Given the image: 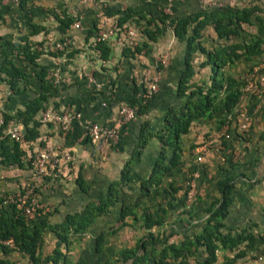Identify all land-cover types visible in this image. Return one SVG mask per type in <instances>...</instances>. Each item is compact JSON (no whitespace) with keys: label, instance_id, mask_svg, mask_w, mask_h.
<instances>
[{"label":"crops","instance_id":"obj_1","mask_svg":"<svg viewBox=\"0 0 264 264\" xmlns=\"http://www.w3.org/2000/svg\"><path fill=\"white\" fill-rule=\"evenodd\" d=\"M29 7L33 12L27 14L12 0L0 1V66L4 58L16 52L6 41L16 43L26 36L30 43L45 52L53 50L49 43L53 45L63 34L57 32L52 13L67 12L77 16L80 26L72 24L66 31L67 51H71L72 56L45 54L42 59L52 61L51 70L59 66L61 75V81L53 84L60 89L50 98L47 107L60 102V109H74L80 117L73 118L67 130L53 123H41L39 127L41 147L52 149L59 159L54 173L38 177L27 165L5 164L0 156V195L10 198L34 186L38 199L45 204L48 222L59 224L68 215L98 204L112 194L110 200L113 202L108 211L97 216L84 230L70 233L68 244L62 245L61 250L65 252L66 264H124L123 251L137 248L143 241L149 248L150 237L157 239L158 249L193 240L206 227L212 204L221 198L218 182L230 177L233 184L231 204L223 219L222 232L244 231L253 235L256 242L253 246L244 241L233 249L218 248L213 264H222L240 251L245 252L244 256L238 257L233 264H264V258L257 259L264 254V242L259 239L264 234V92L243 90L233 113L225 112L221 106L212 117L193 122L189 131L179 138L180 163L171 174L153 173L162 151L166 155L165 164L171 156V149L158 135L167 133V112L178 111L185 103V97L178 95L180 79L190 69L192 88L210 86L213 68L206 63L208 51L221 43H247L254 37L263 38L264 0H95L85 5L81 0H31ZM212 7H257L258 10L251 16L250 23L242 24L239 33L227 39L219 38L213 25L207 24L201 30L199 41L205 51L197 44L189 58L186 40H179L169 26L153 41L141 33V22L127 23L139 29L137 44L145 42L147 47L131 56L124 55L119 45L108 43L111 52L106 60L91 48L94 37H87L93 21L98 28L109 29L115 17L125 10L146 17L165 13L179 19ZM166 9L169 10L166 12ZM34 25L43 29L32 33ZM160 59L166 62L161 63ZM13 61L33 74L34 66L16 58ZM221 72L240 80L255 78V83L259 84L258 78L264 75V53L262 57L249 60L242 56ZM89 75L101 84V89L95 87ZM3 77L0 71V117L17 114L34 96L31 90L28 94H11ZM153 78L158 82V91L144 111L134 119L115 121L118 108L127 103L135 91L136 97L141 95L144 80ZM32 82L33 89L38 87L36 79ZM262 87L264 91V85ZM93 91L96 94L91 96ZM217 105L221 102L217 101ZM221 119L225 124L218 128ZM244 119L249 125L245 136L248 142H243L235 133ZM92 122L114 125L117 140L90 139L87 127ZM39 148L36 142L23 149L25 153L33 151L34 154ZM229 157H232V165L227 163ZM127 169L129 177L123 179ZM191 180L196 182L198 193L192 207L187 209L185 188ZM115 185L117 193L113 189ZM124 209L126 214L121 218ZM145 214L161 223L147 228ZM56 245L54 233L45 231L37 254L43 259ZM139 251L144 253V250ZM2 256L15 264H31L28 255L15 249ZM184 256L183 264H201L206 253L202 247H192ZM166 263L174 264L171 258H167Z\"/></svg>","mask_w":264,"mask_h":264},{"label":"trees","instance_id":"obj_2","mask_svg":"<svg viewBox=\"0 0 264 264\" xmlns=\"http://www.w3.org/2000/svg\"><path fill=\"white\" fill-rule=\"evenodd\" d=\"M29 1L31 0H19L20 9L27 14L33 12L29 7ZM257 10V7H212L203 13H195L179 19H175L165 13L157 17L153 15L146 17L142 13L125 10L115 18L121 26L129 22L131 23V21L141 22V33H144L153 41L156 40L157 36L167 26L172 27L175 36L179 40H186L187 58H189L193 47L200 44L201 30L207 24L213 25L219 38L227 39L233 34H238L242 24L250 23L251 16ZM103 13L109 15L107 12ZM52 14L56 20V30L59 34L66 33L70 26L77 20V16L70 15L67 12ZM42 29L43 27L34 25L32 33H36ZM98 29L96 21H93L87 37H94ZM262 30L264 31V27H262ZM5 43L10 44L16 52L14 56L4 58L1 63L0 71L4 75L3 80L9 85L11 94L14 95L20 92L28 94V90H31L34 96L29 98L24 109L17 114H4V122L7 123L11 119L20 122L24 127L25 139L28 141V144L38 142V146L41 147L43 142L38 140L41 123L37 119V114L47 107L50 98L60 89V87L54 86L48 78L54 64L52 61L45 62L42 58L45 54L51 57L65 56L68 58L73 53L67 50H48L45 52L44 49H39L30 43L26 36L20 37L16 43H11L10 41H6ZM263 45L264 37H254L251 42L221 43L208 51L206 63L210 64L213 68V78L210 86H195L192 88V85L189 83L191 70L187 69L186 73L180 79L178 87V95L185 97V103L178 111L170 110L167 112V133L158 135L167 147L171 149V156L167 164H165L164 159L166 155L163 151L161 152V157L153 171L154 175L171 174L174 167L180 163L181 147L179 138L181 134L189 131V127L193 122L212 117L221 106L225 112L233 113L242 98L243 88L247 80L236 79L230 73H224L221 70L226 66L231 67L242 56L247 60L253 57H262L264 53ZM146 47L144 42L133 47L122 46L121 49L124 55L133 56L140 54ZM199 47L201 48L200 45ZM91 48L96 51L98 50L99 56L103 60L108 59L111 52L108 42L103 40L96 42L94 46L92 44ZM201 50L205 51L203 48ZM13 58L23 60L34 66L33 74L25 67L15 63ZM34 79L39 83L35 89L32 87V80ZM61 88L64 89V86ZM136 92L129 97L127 104L136 106L137 114H139L147 107L150 99L144 101L142 98L136 97ZM91 94V96L95 95L96 91H93ZM217 101H220L221 105H217ZM59 107L60 102L55 103L54 108L59 109ZM223 124H225V120L221 119L218 128ZM3 126L0 127V133ZM235 133L243 142L247 141L239 129L236 128ZM144 143L145 140H141V144L143 145ZM24 147L19 142L9 139V137L2 138L0 140V156L3 157V163L17 165L19 167L27 165L30 169H33L31 163L34 156L33 151L25 153ZM28 154L29 157H27ZM23 156H26L28 160L24 161ZM231 160L232 157L227 159V163L230 165H232ZM128 172V169L124 172L123 179H128ZM231 179L227 177L218 182L221 198L215 200L212 204L206 227L200 234L195 235L193 240L188 239L180 246L168 244L162 249H158L157 239L150 237L151 246L149 248L146 247V241H143L137 248L123 251L124 264H167V258H171L174 264H183L185 260L184 252H188L192 247L204 248L206 257L201 264H213L218 248L233 249L244 241H247L248 246H253L256 239L250 233H244V231L234 234L222 232L224 226L223 219L226 217L231 204V192L233 189ZM113 189L116 193L118 192L116 185ZM24 192L15 194L13 197L16 199L22 196ZM111 196L112 194L109 195L108 199L101 200L98 204H92L79 213L68 215L59 224H51L48 222L45 214L34 220H27L22 213L19 202L9 201L6 195H0V239L5 240L11 238L15 243V248H9L7 245L0 243V264H15L4 259L2 256L13 249L28 255L31 264H66V255L61 250V246L68 244L70 233L84 230L97 216L107 212L109 204L113 202L110 200ZM169 206L170 204L167 207ZM125 214L126 210L124 209L121 218H124ZM144 219L147 228L161 223L160 220H153L150 214H145ZM45 231L54 233L57 237V245L49 256L42 259L37 254V251ZM259 239L264 242V234L260 235ZM140 249L144 250L143 254L140 253ZM244 254V251H240L235 257L226 259L222 264H233L238 257L244 256Z\"/></svg>","mask_w":264,"mask_h":264},{"label":"built area","instance_id":"obj_3","mask_svg":"<svg viewBox=\"0 0 264 264\" xmlns=\"http://www.w3.org/2000/svg\"><path fill=\"white\" fill-rule=\"evenodd\" d=\"M3 1V0H0ZM16 4H19V0H12ZM95 0H81L82 5L86 3H93ZM169 9H166L167 12ZM73 26L79 27V21L76 20L73 23ZM139 29L132 24H124L119 25L117 19L113 20V23L109 29H98L96 35L93 38V46L96 42L103 40L107 41L110 45H119L122 46H135L137 45V36ZM67 33V32H66ZM66 33L62 35V37L55 41L53 45L50 47L55 51H65L68 49L69 39L66 36ZM39 49H42L40 46ZM96 53H99L98 50ZM161 63H165L166 59H160ZM48 78L50 81L56 85L61 81L60 75V67L57 66L53 70L50 71ZM89 80L92 83H95V87L97 89H101V84L96 83L94 77L89 75ZM143 82L145 88L139 98H142L144 101L150 99L157 91H158V82L156 79H145ZM259 84L255 83V78H251L245 84L243 90H253L256 93L263 91L264 85V75L258 78ZM137 115V107L130 106L127 103H123L117 110L115 121L123 122L127 120L134 119ZM80 113L71 108H62L55 109L54 107H46L42 111H40V117H38V121L43 124L53 123L59 125L62 130H67L70 127V122L73 118H79ZM4 125V126H3ZM3 126L0 133V140L4 137H9V139L19 142L23 146L28 145V141L25 139L24 129L20 122L11 119L7 123L4 122V118L0 117V127ZM239 131L245 138L249 131V125L247 119H244L243 122L239 124ZM87 135L93 141H107V142H115L118 138V132L114 125L111 123L101 124L98 122H92L87 127ZM24 161H27L28 158L26 156L22 157ZM199 159V157H198ZM59 159L53 153L52 149L47 147H40L33 156L31 161L34 172L38 177H42L46 175V173H54L58 167ZM198 193V188L196 182L194 180L189 181L186 184L185 188V207L190 209L196 200ZM9 201H17L20 203V207L22 209V213L26 217L27 220H34L39 216H42L46 212L45 204L42 203L35 192L34 186H29L25 190L22 196L17 197L16 199L11 196L8 198ZM8 201V202H9ZM0 243L7 245L9 248H15L14 241L9 238L2 240L0 239ZM264 258L263 255H259L257 257L258 260Z\"/></svg>","mask_w":264,"mask_h":264}]
</instances>
